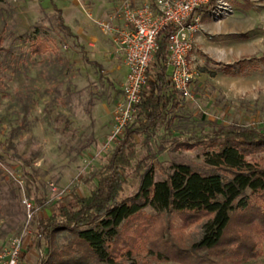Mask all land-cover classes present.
<instances>
[{"label": "rangeland", "instance_id": "374dc122", "mask_svg": "<svg viewBox=\"0 0 264 264\" xmlns=\"http://www.w3.org/2000/svg\"><path fill=\"white\" fill-rule=\"evenodd\" d=\"M121 1L0 0V247L22 236L20 263L39 264L45 253L33 234L36 215L46 217L74 195L87 194L116 142L108 138L120 99L122 52L100 23L115 17ZM56 9L71 36L57 29ZM197 15L190 98L175 96L168 121L146 145L135 139V159L150 156L156 179L173 161L200 165L201 147L179 149L176 141L210 134L215 125L264 129V0H214ZM38 38L41 53L32 52ZM138 183L127 169L122 196ZM158 225L155 219L132 231L130 254L115 264H179L154 255ZM165 227L162 238L179 247L200 235L198 221L180 226L170 220ZM69 239L59 233L55 246ZM255 253L227 264H264V234Z\"/></svg>", "mask_w": 264, "mask_h": 264}, {"label": "trees", "instance_id": "16d2710c", "mask_svg": "<svg viewBox=\"0 0 264 264\" xmlns=\"http://www.w3.org/2000/svg\"><path fill=\"white\" fill-rule=\"evenodd\" d=\"M213 3L207 0L196 11L207 12ZM56 27L72 35L59 9ZM168 32L164 29L158 35L133 118L123 127L96 183L87 194L74 195L46 217L36 215L35 242L42 241L45 247L39 264H115L122 253L130 254L132 231L139 232L155 219L159 225L153 253L159 259L227 264L255 257V246L264 234V129L215 125L210 134L176 141L174 146L179 149L201 147V163L192 166L173 161L169 171L157 179L146 160L150 156L134 157L136 137L146 145L176 105L166 76ZM32 47V52L45 51L39 38ZM129 168L138 175L139 183L134 193L122 196ZM145 208L154 213H143ZM170 220L180 226L198 221L199 237L186 247L165 240L162 231ZM62 232L70 239L57 248L55 238Z\"/></svg>", "mask_w": 264, "mask_h": 264}, {"label": "built area", "instance_id": "2783aa9c", "mask_svg": "<svg viewBox=\"0 0 264 264\" xmlns=\"http://www.w3.org/2000/svg\"><path fill=\"white\" fill-rule=\"evenodd\" d=\"M207 0H122L114 15L100 23L122 52L125 73L120 85L109 140L117 141L123 127L131 122L134 106L145 81L160 31L168 29L165 44L166 76L175 94L190 98L191 68L189 64L192 41L198 25L196 8ZM117 18L119 22L112 23ZM52 185V184H50ZM29 210L30 203L22 200ZM29 217V216H28ZM23 251L22 236H11L0 247V264H20Z\"/></svg>", "mask_w": 264, "mask_h": 264}, {"label": "crops", "instance_id": "0c3cea01", "mask_svg": "<svg viewBox=\"0 0 264 264\" xmlns=\"http://www.w3.org/2000/svg\"><path fill=\"white\" fill-rule=\"evenodd\" d=\"M107 19V18H106ZM119 22V20H117V19H113L112 20V23H118ZM109 36L111 37V35L109 34ZM123 69H124V72H123V74H122V79H121V82H122V80H123V77H124V73H125V67H124V65H123ZM23 256V255H22ZM20 264H23L22 263V261H21V263Z\"/></svg>", "mask_w": 264, "mask_h": 264}]
</instances>
